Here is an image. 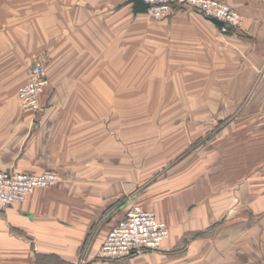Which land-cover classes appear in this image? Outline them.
<instances>
[{
  "label": "crops",
  "instance_id": "obj_1",
  "mask_svg": "<svg viewBox=\"0 0 264 264\" xmlns=\"http://www.w3.org/2000/svg\"><path fill=\"white\" fill-rule=\"evenodd\" d=\"M74 1L0 0V171L59 177L0 210V264H264V212H244L245 185L225 184L222 153L217 161L194 158L189 167L181 159L173 173L152 176L148 143H135L132 123L114 134L102 117L103 109L132 110L146 94L164 93L161 79L172 77L181 89L170 92L232 95L225 109L260 110L264 126V0H224L244 19L225 34L187 7L165 21L139 23L141 36L126 38L131 49L114 51L118 40L110 38L105 68L55 71L39 110L24 109L17 94L29 56L82 46L64 38L79 12L71 11ZM55 38H63L60 45ZM134 94L141 96L135 101ZM253 190L251 208L264 211L262 184ZM131 202L168 226L161 250L97 259Z\"/></svg>",
  "mask_w": 264,
  "mask_h": 264
},
{
  "label": "rangeland",
  "instance_id": "obj_2",
  "mask_svg": "<svg viewBox=\"0 0 264 264\" xmlns=\"http://www.w3.org/2000/svg\"><path fill=\"white\" fill-rule=\"evenodd\" d=\"M220 1L227 4L224 0ZM132 5L129 0H97V4L79 3L78 0H75L71 4L74 6L71 11H78L79 9V12L73 14V28L64 33V38L67 36L69 38L77 37L82 46L79 48L70 47L68 52L60 50L53 56L51 49L42 48L36 54L29 56L28 72L38 62L42 65L47 79V85L40 96L44 97L49 90L51 86L50 75H53L55 71L73 70L79 67L93 69L94 66L105 68L104 55L109 54L110 44H115V42L110 41V38L118 40L117 46H112V48L114 51L118 49L120 53L132 47L126 44L128 43L126 38L141 36L140 31L136 30L141 23L165 21L176 7H187L202 15L200 11L189 5L172 4L168 15L161 19H154L146 12H144L145 16L136 15L132 10ZM231 8L235 10L233 7ZM33 14L38 17V13ZM205 18L210 21L213 19ZM243 21L244 19L242 25ZM218 30L223 34L228 31H237L223 23ZM62 39L58 38L55 41L59 42L58 45H60ZM58 45H55L56 48ZM69 52L74 54L73 59L68 58ZM196 80L198 83L204 82L203 85H205L209 79L198 78ZM161 81L162 85L165 86L159 89L166 91L159 94H146L143 100L134 104L132 110L103 109V127L108 130L112 129L110 132L114 134H121L122 129L125 132V129L131 127L132 123L135 143L141 141L148 143L152 176L173 173L174 166L181 159H183L182 166L189 167L194 164L192 161L194 158H201L200 162H202L208 161V159L217 161L224 156L225 184L245 185L247 196L246 211L244 212L251 214L264 212L262 208L257 211L251 208L254 203L253 185L255 183L262 184L261 195L264 203V126L257 124L260 119H263L262 111L243 108L225 109L226 103L233 105L231 103L233 101L232 95L205 92H170L169 90L173 91L181 89V87H174V78L172 77L162 78ZM198 89L204 88L199 87ZM140 96L141 94H134L133 98L136 101ZM246 100H250V94L246 95ZM117 113L119 117H117ZM113 121L115 122L113 123ZM136 136L140 137L137 138ZM258 138L260 141L257 140ZM221 145L224 150H221ZM53 173L57 176L58 182V175ZM132 205L139 206L131 202L127 211ZM79 261H82L81 258Z\"/></svg>",
  "mask_w": 264,
  "mask_h": 264
},
{
  "label": "built area",
  "instance_id": "obj_3",
  "mask_svg": "<svg viewBox=\"0 0 264 264\" xmlns=\"http://www.w3.org/2000/svg\"><path fill=\"white\" fill-rule=\"evenodd\" d=\"M148 5L146 13L161 19L169 14L171 5L186 4L235 30L242 25V16L220 0H142ZM47 85L43 67L35 63L28 72L26 83L18 90V99L24 109L39 110L40 95ZM57 182L51 171L38 174L0 171V210L23 203L28 195L38 188H50ZM169 235L167 225L154 213L132 205L124 217L106 234L98 252L101 260H124L145 252L160 251Z\"/></svg>",
  "mask_w": 264,
  "mask_h": 264
},
{
  "label": "water",
  "instance_id": "obj_4",
  "mask_svg": "<svg viewBox=\"0 0 264 264\" xmlns=\"http://www.w3.org/2000/svg\"><path fill=\"white\" fill-rule=\"evenodd\" d=\"M129 2L133 4V9L136 12H141V13L146 12L148 5L144 3L142 0H129ZM211 22L214 23L219 29L222 27V23L215 19H211Z\"/></svg>",
  "mask_w": 264,
  "mask_h": 264
}]
</instances>
